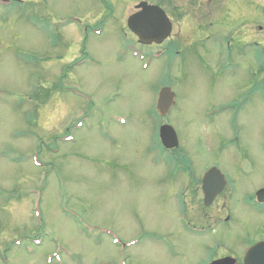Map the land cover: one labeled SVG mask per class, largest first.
Returning <instances> with one entry per match:
<instances>
[{"label":"rangeland","instance_id":"374dc122","mask_svg":"<svg viewBox=\"0 0 264 264\" xmlns=\"http://www.w3.org/2000/svg\"><path fill=\"white\" fill-rule=\"evenodd\" d=\"M141 2L169 10L174 41H136L126 19ZM199 3L0 0V264H201L264 238L255 215L248 228L231 223L206 238L179 232L185 181L166 180L162 126L177 133L179 160L229 176L228 213L264 188V100L256 95L238 119L216 110L264 87V69L216 74L217 59L187 41L183 17ZM165 87L177 107L163 120L155 109Z\"/></svg>","mask_w":264,"mask_h":264},{"label":"flooded vegetation","instance_id":"af4514ba","mask_svg":"<svg viewBox=\"0 0 264 264\" xmlns=\"http://www.w3.org/2000/svg\"><path fill=\"white\" fill-rule=\"evenodd\" d=\"M199 2L200 3L198 7L196 6L194 13H189L183 17V19L185 18L186 22H188L187 26H185L186 29H188V27L191 29L187 34V41H189V45L199 43L204 51L205 57L211 58L214 56L217 59V66L215 68L216 74L232 73L237 75L241 67L244 69L243 72H246L247 74L255 73L256 66L264 69V26L253 22L255 21V12L264 11V0L262 2L261 0H199ZM138 5H135V8ZM149 5L157 6L166 13L172 23L173 33V17L169 16V10L157 4ZM174 8H176V11H181V7ZM139 12L140 9H135V13L131 16ZM111 13L110 15L106 13L107 15L105 14L102 20L108 22L109 19H111ZM129 18L126 19L127 30H129ZM227 21L231 22L232 27L230 31L225 32L227 34H223L220 30L221 28L218 30L217 27ZM237 23H242L241 27L237 26ZM172 33L165 42L174 41ZM133 35L136 37V41H140L135 34ZM211 42H214V44H210ZM163 53H169V49H167V51H158L157 53L150 52V55L151 57L155 56L157 58ZM204 68L211 72V69L205 63ZM252 76L253 80H255V75ZM261 88L258 87L257 89L249 90L246 96H241L240 101L222 104L217 106L216 110H223L228 114L236 112L235 115L238 113V119L241 110L250 105L252 99H254L256 95H258L261 100H264V87ZM176 107L177 99L175 108ZM173 109H170V113ZM156 116L159 118L158 114H156ZM163 120H165V118H163ZM237 126V122L230 123V127H234V129H237ZM234 129H232V131H234ZM233 136L235 138L234 140H237L238 142L239 134L238 136L237 134ZM178 152L179 150H164L162 153L168 155V166L165 169H167L169 176L166 180L169 181L170 184L171 182L176 184L177 180L180 178L185 181V189L179 188L180 192L178 194V199L181 202V210L177 218L180 233H184L191 238L195 237L201 239L214 234L219 227H226L231 223L234 228H248L250 226L251 220H249V217H251V215H255L264 221V202H260L259 199L256 198L258 192L264 190V188L257 189V191H255L253 195L251 194V196L245 194L240 200L239 198L236 199L234 213L230 214L228 213L230 211L228 205L226 207L220 203V198L226 196L228 190L231 188L230 185L234 187L229 176L222 172L216 164H210L205 167L193 165L192 160H190L191 158L187 154H184L187 159L183 158V160H179V157L176 155ZM213 168L219 170L225 177L226 185L221 194L213 199V202L207 206L205 204V193L204 190H202L203 179L209 170ZM214 187H216V182L214 183ZM234 193H236L235 189ZM236 214H239V217L236 216ZM241 214L242 218L240 217ZM245 239L246 240L243 242L244 245L241 247L242 253H237L234 250L232 252L225 251L220 255H214V253H211V259L202 262L201 264H214L227 258H230V261L226 264H246L244 259L246 258L247 251L256 244L264 243V238L252 240L250 237H247ZM164 241H167V244L164 245L169 249L171 255H176L175 248L172 244H170L168 240Z\"/></svg>","mask_w":264,"mask_h":264},{"label":"water","instance_id":"95a60500","mask_svg":"<svg viewBox=\"0 0 264 264\" xmlns=\"http://www.w3.org/2000/svg\"><path fill=\"white\" fill-rule=\"evenodd\" d=\"M135 9L140 12L131 16L128 21L129 30L139 38L143 45H160L167 40L172 33V23L166 13L157 6L148 3H141ZM176 95L170 88H164L159 92L157 101V112L161 117H166L170 109L175 108ZM160 141L166 150H177L179 140L175 130L165 125L160 128ZM225 177L219 170L213 168L209 170L203 179V189L205 193V204L209 206L226 185ZM216 182V187L214 183ZM260 202H264V190L258 192L257 197ZM246 264H264V243H259L251 247L244 259ZM230 258L218 261L214 264H226Z\"/></svg>","mask_w":264,"mask_h":264}]
</instances>
